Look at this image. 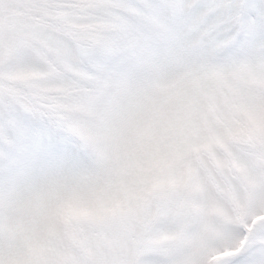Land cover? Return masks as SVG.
Here are the masks:
<instances>
[{
    "label": "snow or ice",
    "instance_id": "1",
    "mask_svg": "<svg viewBox=\"0 0 264 264\" xmlns=\"http://www.w3.org/2000/svg\"><path fill=\"white\" fill-rule=\"evenodd\" d=\"M0 264H264V0H0Z\"/></svg>",
    "mask_w": 264,
    "mask_h": 264
}]
</instances>
